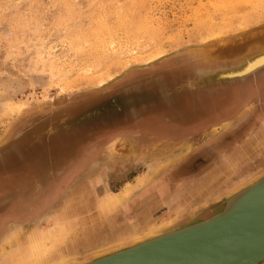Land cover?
<instances>
[{
  "label": "rangeland",
  "instance_id": "rangeland-1",
  "mask_svg": "<svg viewBox=\"0 0 264 264\" xmlns=\"http://www.w3.org/2000/svg\"><path fill=\"white\" fill-rule=\"evenodd\" d=\"M263 33L264 0H0V174L14 180L7 188L0 187V213L5 209L18 210L0 226V237L19 232L23 240L17 242L18 247L23 243L29 250L37 243L35 235L50 233L58 221L68 231L64 229L66 236L45 260L56 261L67 254L83 259L94 246H110L137 229L145 231L162 221H175L181 212L174 214L163 204L141 218L121 214L132 202H138L140 191L134 193L129 182H140L139 174L153 176L160 167L177 162L191 144H168L167 157L136 162L129 169L124 160L119 165L111 155H94L76 173L64 177L53 190V199L47 200L49 187L61 173L58 169L63 163L59 159L63 148L73 153L95 135L99 124L117 119L115 103L132 88L127 87L128 79L124 80L128 74L145 73L146 79L150 74L168 72L195 74L199 68L223 64L215 56L236 42ZM185 56L207 57L211 63L193 61L187 68L186 59H178L151 70L161 62ZM263 73L264 68L246 79L252 80V75L259 78ZM121 80L124 81L119 85ZM240 83L215 82L214 87L201 88L215 91L222 86L234 87L235 95L241 92ZM119 86L128 90L117 96L114 91ZM112 94L116 99H112ZM234 125L238 127L239 121ZM234 125L232 143L242 138V146L226 157L201 190L218 189L216 181L229 172L253 169L211 198L210 203L264 171L262 156L258 157L264 152V126L257 130L255 125L249 127L243 135L242 129ZM221 127L212 129L216 136L226 130ZM64 144L67 147H62ZM11 172H17L18 182ZM205 179L199 178L198 182ZM1 180L2 177L0 185ZM125 190L128 193L119 203L113 208L108 205L105 212L106 197L118 198L116 193L122 195ZM6 193L12 197L8 201L4 198ZM154 194L157 195L153 193L151 198ZM175 203L179 207L182 202ZM32 205L36 209L31 210ZM188 220L187 217L172 226ZM86 228L93 233L91 247L84 240ZM14 237H6L8 241L0 252L6 248L14 250ZM25 249L17 258L22 259Z\"/></svg>",
  "mask_w": 264,
  "mask_h": 264
},
{
  "label": "flooded vegetation",
  "instance_id": "flooded-vegetation-1",
  "mask_svg": "<svg viewBox=\"0 0 264 264\" xmlns=\"http://www.w3.org/2000/svg\"><path fill=\"white\" fill-rule=\"evenodd\" d=\"M178 59H186L187 68L191 67L189 65L194 63L193 61L211 63V60L207 57H197L194 59L198 60H194L185 56L161 62L162 64H157L151 70ZM145 75V73H130L124 78V80L128 79V81H136L137 83L130 89L127 96L122 95L115 103L114 113L117 117L115 121H106L99 124L94 131L95 135L89 138L84 145L79 146L73 153H70L66 148H63L65 151L61 149L64 152L59 157L60 161H63L58 169L61 173L58 180L49 187L47 200L53 199L52 192L64 177L76 173L89 157L94 155H111L114 161L118 162H116L117 164L124 160L125 163L127 162L126 166L129 169L134 168L136 162L167 157L169 153L168 151L165 152V146L169 143L191 144L190 148L186 147L182 152L187 153L186 155H182V158L178 159L177 162L167 164L168 167H162L165 169L160 172L159 177H156L149 184L147 190L139 192L137 203L140 205L138 207L133 208L132 204L127 206L132 217L135 219L141 218L149 213L145 211L146 206H151V210H154L159 205L169 202L174 192L179 191V188L173 189V185L182 187L180 190L189 187L186 186L187 183L185 182L189 180V182L194 183L196 178H192V176L199 169L209 166L212 162L215 163L214 161H217L215 158L221 157L212 168L213 171L218 170L223 166L226 157L228 155V157H231L232 153L237 151L238 144L234 145L231 152L227 154L228 146L233 142L232 136L236 131H226L228 132L226 134L225 131H222L216 136L212 130L213 128L224 126L221 128L225 130L226 127L233 126L236 121L241 119L237 128L242 129V134L254 125L253 128L255 129L264 126V73L259 78L252 75V80L244 81L243 92L235 94L236 96L229 91L227 95H215L214 89L211 88L216 85L215 82H207L199 78L197 73H191V75L171 72L167 74H150L147 79ZM124 80L119 81L118 84L120 85ZM201 85L211 87L202 89ZM207 94L210 95L208 99L201 97ZM238 94H241L242 98L244 96V99L239 100ZM206 105L210 108L214 105L222 112H212L209 109L204 112ZM182 129L183 131H181ZM201 129L204 130L200 136ZM196 145H199L198 149L194 148ZM200 145L202 148H200ZM62 147H67V145L64 144ZM263 155L258 156H262L261 163L264 162ZM113 163L116 165L115 162ZM252 169L243 168L240 169L243 172L240 170L234 172L236 175L221 177L215 183L218 189L215 187L210 189L203 196V201L197 202L201 206L198 211H209L216 207L209 200L223 193L234 181L245 178ZM184 170L186 171L184 172ZM5 176L0 174V177L3 178L1 180L3 184L0 187L7 188L9 184L14 183V180H10ZM16 179H18L17 177L15 181L18 182L19 180ZM127 193L126 191L125 194ZM153 193L157 195L154 194L155 197L151 198ZM147 197L149 200H146ZM34 198L35 195L33 194L32 204H34ZM12 209H5L6 211L0 213V226L4 224L10 215L17 214L14 212L18 210L16 208ZM30 209L34 210L36 208L32 205ZM189 213L186 211L176 216L174 223H183ZM126 216L131 217L130 215H124L123 217Z\"/></svg>",
  "mask_w": 264,
  "mask_h": 264
},
{
  "label": "water",
  "instance_id": "water-1",
  "mask_svg": "<svg viewBox=\"0 0 264 264\" xmlns=\"http://www.w3.org/2000/svg\"><path fill=\"white\" fill-rule=\"evenodd\" d=\"M261 53L264 33L236 42L215 56L223 64L199 68L196 73L201 79L210 77L220 84L240 82L264 68V59L250 66L251 59ZM225 71H232L234 76L211 77ZM134 82L128 81L127 87H133ZM122 87L114 91L117 96L128 90ZM227 89L237 91L234 87ZM211 203L216 207L195 212L182 225H170L151 236L71 264H264V171Z\"/></svg>",
  "mask_w": 264,
  "mask_h": 264
},
{
  "label": "crops",
  "instance_id": "crops-1",
  "mask_svg": "<svg viewBox=\"0 0 264 264\" xmlns=\"http://www.w3.org/2000/svg\"><path fill=\"white\" fill-rule=\"evenodd\" d=\"M223 75V78H227L228 76H230V74H229V71L228 72H224V73H218V74H213L211 77H216V76H218V77H220V76H222ZM227 76V77H226ZM200 78V77H199ZM248 78V77H247ZM202 79H204V80H207V82L209 81H211V82H215L214 81V79H212V78H210V77H207V78H202ZM248 79H246V78H244L243 80H241L240 82H244V81H247ZM239 82V81H238ZM240 85H241V89H239L241 92H243V88H244V84H241L240 83ZM230 92V91H229ZM229 92H228V89L227 88H223V86L222 87H220V89H218V90H215V95H227V94H229ZM231 94H232V92H230ZM240 93V92H239ZM240 96H239V100H242L243 98H242V95L241 94H239ZM201 97H203L204 99H208L209 97H210V95H202ZM240 102V101H239ZM203 107H204V105H203ZM220 108V107H219ZM208 109L210 110V111H212V112H222V111H219V109L217 108V107H215L214 105H213V107H208V105H206V108H205V110H204V112H206V111H208ZM242 120V119H241ZM237 122V121H236ZM240 122V121H239ZM235 126V125H234ZM235 127H237V126H235ZM239 127V126H238ZM226 130H225V134L226 133H228V132H230L231 130H232V126L230 127H226L225 128ZM241 129V128H240ZM227 130H229L228 132H226ZM257 130V129H256ZM181 131H183V129L181 130ZM244 134H246V132L244 133ZM243 134V135H244ZM247 139V138H246ZM246 139H243V141H246ZM240 143H242V138H240L239 140H237V141H235L234 143H231L230 144V146H228L229 148H228V150H227V154H229V152H231V148H232V146L233 145H237L238 144V146L239 147H237V149H240V147L242 146ZM170 144V143H169ZM184 145H185V143H183ZM243 144V143H242ZM238 151V150H237ZM187 153H182L181 154V156L179 157V160L182 158V155L184 156V155H186ZM260 155H263L264 154V152H260L259 153ZM259 155V156H260ZM215 159H217V161H219L220 160V158H215ZM217 161H214L215 163L217 162ZM215 163H211L209 166H207V167H203V168H201V169H199L196 173H194V175L192 176V178H196V181L194 182V183H192V182H189V180H187L185 183H187V185L186 186H189V187H187V188H183L181 191L179 190L178 192H174V195L172 196V198H170V200H169V202H167V203H165V204H163V205H168L167 207L170 209V211L171 212H175L174 214H178V212H181V213H184V212H190L188 215H187V217L188 218H190V217H192V216H194V214H195V212H199L198 210L200 209V205L197 203V202H200V201H203V199L204 198H202L204 195H205V193L206 192H208L209 191V189L208 188H205V189H203V190H201V187H202V185H203V183L205 182L206 184L207 183H210V181L209 180H211L212 178H211V176H213V175H215L218 171H219V169L218 170H214V171H212V168H213V165L215 164ZM240 168V167H239ZM238 168V169H239ZM165 168H162V167H160L159 168V170L157 171V172H154V174H153V176H151L152 174H150V175H148V174H144V172L142 173V174H139V176L138 177H142V180L140 181V182H137V180L135 179V180H133L132 182H129V184L131 185V190L132 191H135L134 193H136V191H144V190H147V187L149 186V184H151V182L153 181V179H151V177L153 178L154 177V179L156 178V177H159V174H160V172L162 171V170H164ZM240 169H242V168H240ZM239 169V170H240ZM238 170V171H239ZM186 170H184V172H185ZM237 171V170H236ZM241 172H243V170H240ZM12 173V175H15V177H18V174H17V172H11ZM235 174V173H234ZM12 175H10V176H12ZM231 175H233L232 174V172H229L228 174H226V175H223V176H221V177H227V176H231ZM199 178H206L205 180H207V181H202V182H198L199 180ZM184 183V182H183ZM192 183V184H191ZM212 184L214 183V181L213 182H211ZM205 184V185H206ZM185 186V187H186ZM127 187V189H128V186H126ZM173 187V189H174V187H176V186H172ZM137 189V190H136ZM126 191V190H125ZM125 191H122V192H124L125 193ZM223 191H224V189H223ZM202 192V193H201ZM225 192V191H224ZM22 194V193H21ZM117 194V193H116ZM23 195V194H22ZM4 198H5V200H9V199H11L12 197H10L11 195H10V193L7 195V193L6 194H4ZM114 196V195H113ZM113 196H110V197H113ZM125 196V195H124ZM110 197H108V198H110ZM2 199V198H1ZM164 199V198H163ZM139 200V199H138ZM146 200H149V198L147 197L146 198ZM145 200V201H146ZM120 201V200H119ZM118 202V201H117ZM175 202H182L181 203V205L178 207V206H175L176 205V203ZM119 203V202H118ZM146 203V202H145ZM209 203V202H208ZM96 204V203H95ZM104 205V204H103ZM116 205V204H115ZM115 205H113V206H111V208H113ZM140 204L138 203L137 204V202H132V207L134 208V207H138ZM146 205V204H145ZM119 206V205H118ZM132 207H131V209H132ZM171 207L173 208L172 210H171ZM104 208H105V206H104ZM152 209V207L151 206H146L145 207V211H147V212H150V213H152L153 212V210H151ZM103 210V209H102ZM189 210V211H188ZM107 210H105V212H106ZM115 210L113 209V212H114ZM178 211V212H177ZM183 211V212H182ZM180 213V214H181ZM149 214V213H148ZM147 214V215H148ZM121 215H132L131 213H130V211L127 209L126 211H124ZM154 215V214H153ZM171 220V219H170ZM66 229H68L67 227H65ZM85 230H87V235L84 237V240H85V242H86V245L87 244H90V245H87L88 247H91V244H93L94 242H93V240H92V237H93V233H92V231H88L89 229H85ZM139 231H141V230H138V231H136V232H134V234L135 233H137V232H139ZM16 233V231H14V232H10V233H6L5 234V236L3 235V237H0V247H1V249L2 248H4L5 247V243L4 242H6L7 241V239H6V237L8 236V235H10V234H14L16 237H14L15 238V240H14V238H12L11 239V241H13V248H14V250L13 249H11V250H8V248H6V249H4V250H1V252H0V264H10L8 261V259H16L17 258V256L19 255V253H20V251L22 250V248L23 249H25V244H21L20 246H22V247H18V244H19V242H21V240H23V238L21 239V236H20V233L18 232L17 234H15ZM87 236H88V238H87ZM19 237V238H18ZM31 237V236H30ZM129 237H126V238H123V240H127ZM122 241V240H121ZM17 242H18V244H17ZM100 245H98V246H96V247H99ZM95 246H94V248H96ZM94 248H92V249H94ZM92 249H90V250H92ZM26 250V249H25ZM12 252L11 254H8V252ZM16 252V253H15ZM11 255V256H10ZM67 256H68V254H67ZM60 257H66V255H61ZM60 260V259H59ZM2 261V262H1ZM5 261V262H4ZM56 261H58V260H56ZM55 262V261H54Z\"/></svg>",
  "mask_w": 264,
  "mask_h": 264
},
{
  "label": "bare ground",
  "instance_id": "bare-ground-1",
  "mask_svg": "<svg viewBox=\"0 0 264 264\" xmlns=\"http://www.w3.org/2000/svg\"><path fill=\"white\" fill-rule=\"evenodd\" d=\"M263 59H264V53H261L258 56H254L251 59L250 66L256 65V62L258 63L259 61H262ZM242 68H240V70H236V74H239L241 72ZM249 68H251V67H248L246 69L244 67L245 70H247ZM229 74H230V76H234L233 75L234 73L232 74V71H229ZM140 180H142V178H139L138 179V181H140ZM124 195H125V193L122 192V195L121 194H119V195L116 194V196L118 198H116L115 196L110 197V198H107L106 199V202H105V204H106L105 210L108 209V207H109L108 205H112V206L115 205L117 203V201H119ZM173 224H174V221H172V220L162 221L159 225H157L156 228L155 227H151L148 230L139 231V232H137L135 234L133 233V235L130 236L126 241L123 240V238H122V241L121 242H119V243H113L112 245L110 244V246H108V244H107L108 247L107 246H101L99 248H95L94 250H91L92 252L90 254H91V256H96L98 254H101L102 252L104 253V252H107V251L112 250L114 248H117L119 246H122L124 244H127V243H129V241L130 242L131 241H136V240L142 239L143 237L151 236V235L155 234V232L159 231L158 229L162 230V229H164V228H166V227H168L170 225H173ZM64 229L67 230L65 227H63L62 225H60V222L57 221L54 224L53 230L51 232L49 231L50 233L46 232L45 234H43V233L37 234L36 231H35V234H37V235H35L36 237H35L34 240L37 241V243L36 244L33 243L32 246H31V248L29 250L28 249H26V251L24 250L26 253L22 257V259H19V258H16L15 260L14 259L13 260L10 259L8 262H10V264H23V263H26V262H27V264H71L73 262H78L79 259H75V257H70V256L61 258L60 260L55 261V262L54 261H50V260H45L46 257H50L49 255L51 254L52 250L54 248L58 247V245L61 244V239H63V236H66V231L64 232ZM9 237H11V236H9ZM87 238H88V236H87ZM14 240H15V238H14ZM31 240H33V238ZM22 251H23V249H22ZM28 251H29V253H28ZM89 255H87L84 258H87ZM55 258H57V257H55Z\"/></svg>",
  "mask_w": 264,
  "mask_h": 264
}]
</instances>
